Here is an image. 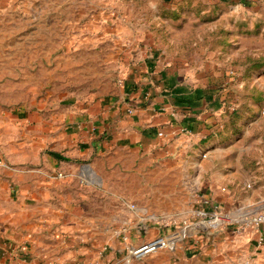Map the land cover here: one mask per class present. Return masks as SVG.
<instances>
[{
    "label": "rangeland",
    "instance_id": "obj_1",
    "mask_svg": "<svg viewBox=\"0 0 264 264\" xmlns=\"http://www.w3.org/2000/svg\"><path fill=\"white\" fill-rule=\"evenodd\" d=\"M163 74L225 95L207 139L177 147L164 131L146 156L74 160L64 178L45 169L70 116ZM263 160L264 0H0V264H122L114 234L130 221L153 243L203 221L193 212L209 192L221 215L263 204L251 198ZM62 220L90 229L63 232ZM235 227L210 242L228 238L222 252L186 255L192 235L132 264H248Z\"/></svg>",
    "mask_w": 264,
    "mask_h": 264
},
{
    "label": "crops",
    "instance_id": "obj_2",
    "mask_svg": "<svg viewBox=\"0 0 264 264\" xmlns=\"http://www.w3.org/2000/svg\"><path fill=\"white\" fill-rule=\"evenodd\" d=\"M150 79L148 82H151V85L148 84L149 86L143 88L141 94L133 84L128 83L125 93L121 96L122 99L109 102L108 105H103L98 110L93 107L86 109L83 113L70 116L67 124L68 132L63 140V143H66L65 147H57L56 152H50L52 158L48 159L45 169H59V173L67 176L70 173L69 164H74V160L90 161L117 149L119 151L129 150L146 156L160 144L159 134L164 131L171 139L175 138L173 134L177 136L178 143H175L177 147L184 146L181 142H185L186 138L191 140L186 145L191 148L195 147L199 140L207 139L216 123L217 116L223 115L224 108L228 104L225 95L215 89H203L175 75L163 74L161 80L154 77ZM183 150L187 149H180L177 152ZM190 151H197V149ZM204 156L207 157V153ZM259 166L260 169H264V160L259 163ZM35 168L39 171L38 167ZM262 184L258 190H255L252 199L257 196L263 198L264 182ZM217 196L216 192L214 194L209 192L207 199L210 202L206 200L205 206L200 208L208 212H219V208L214 205ZM62 212H67V210H62ZM126 224V227L116 230L114 234L117 242L122 246V248L119 246V249L118 246L116 247V251L121 249L124 253L122 261L132 256L142 246L150 244V240L153 239L150 236L149 238L139 237L134 228L136 224L132 221ZM55 225L67 233L76 229L81 232L90 229L82 221L71 226L62 220L61 223ZM227 231L232 233L231 228ZM232 237L233 241L237 242L236 247L244 244L241 246L244 249L248 248L246 263L254 264L257 260L264 263V256L261 257L264 251V226L259 231L249 230L242 236L232 234ZM226 239L222 244L224 247L220 248L217 241L210 244L207 238L204 241L202 236H197L186 241L189 247L184 249V253L196 258V254L207 251V247L212 248L211 252H222L228 242ZM203 247L204 251H202ZM161 250L164 249H159L153 254Z\"/></svg>",
    "mask_w": 264,
    "mask_h": 264
},
{
    "label": "built area",
    "instance_id": "obj_3",
    "mask_svg": "<svg viewBox=\"0 0 264 264\" xmlns=\"http://www.w3.org/2000/svg\"><path fill=\"white\" fill-rule=\"evenodd\" d=\"M130 113H132V111H130ZM159 136L163 137L164 134L160 133ZM58 177L64 178L65 176L62 173H58ZM131 209H134V206H131ZM193 213L196 217H203V221L195 224H187L188 220L181 221L184 226L181 230V233H183L182 236H170L169 238H166L169 240H163L164 238H160L151 244L144 245L134 252L132 256H129L122 261V264H132L133 261L141 255L155 253L159 249L168 248L169 250L174 251L180 240L192 237V235L195 237L204 236L207 238V232L214 233L215 231H222L226 226H229L232 223L237 226L235 227L236 229H234V234L238 236L244 235L245 232L249 230L259 231L261 227L264 226V203H261L254 208H243L234 214L233 217L231 216L232 214L221 215L217 211L208 212L202 209H196ZM172 223L176 224L178 221L175 220ZM171 242L172 244H170Z\"/></svg>",
    "mask_w": 264,
    "mask_h": 264
},
{
    "label": "water",
    "instance_id": "obj_4",
    "mask_svg": "<svg viewBox=\"0 0 264 264\" xmlns=\"http://www.w3.org/2000/svg\"><path fill=\"white\" fill-rule=\"evenodd\" d=\"M147 226L140 224L138 227V232H140L142 235L146 234L147 231ZM219 234V231H215L214 233H209L207 232V238L209 240V242H213L214 238ZM142 256L145 255H141L139 258H141Z\"/></svg>",
    "mask_w": 264,
    "mask_h": 264
}]
</instances>
